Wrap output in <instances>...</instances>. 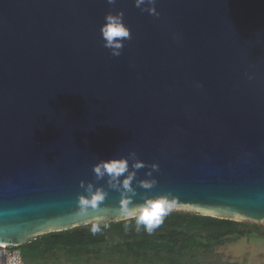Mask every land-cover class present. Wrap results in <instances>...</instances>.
<instances>
[{
  "label": "water",
  "instance_id": "1",
  "mask_svg": "<svg viewBox=\"0 0 264 264\" xmlns=\"http://www.w3.org/2000/svg\"><path fill=\"white\" fill-rule=\"evenodd\" d=\"M148 7L0 0V244L82 237L125 221L124 199L161 195L171 210L264 221V0ZM109 12L130 30L118 57L100 33ZM121 159L118 178L94 174ZM89 184L104 198L81 215Z\"/></svg>",
  "mask_w": 264,
  "mask_h": 264
},
{
  "label": "trees",
  "instance_id": "2",
  "mask_svg": "<svg viewBox=\"0 0 264 264\" xmlns=\"http://www.w3.org/2000/svg\"><path fill=\"white\" fill-rule=\"evenodd\" d=\"M242 225L171 210L151 233L143 226L137 230L134 220H125L102 224L95 234L89 231L79 237L64 231L56 238L40 236L17 248L23 264H206L227 241L255 234L239 229Z\"/></svg>",
  "mask_w": 264,
  "mask_h": 264
},
{
  "label": "clouds",
  "instance_id": "3",
  "mask_svg": "<svg viewBox=\"0 0 264 264\" xmlns=\"http://www.w3.org/2000/svg\"><path fill=\"white\" fill-rule=\"evenodd\" d=\"M115 2L116 0H107L109 5ZM155 3L156 0H135L136 7L139 8L142 5L148 4L150 7L147 8V11L151 15L158 16L154 7ZM122 16V13L112 15L111 12H109L104 17L105 22L100 29L104 47L110 49L111 55L115 57L121 55L120 49L123 47L122 41L130 38V30L122 22ZM143 166V163L139 161L134 165L135 168ZM152 167L154 170H158V165H153ZM127 170L128 161L125 159L102 161L93 167V172L98 179L105 175L112 179H116ZM131 179L132 175H129L128 178L123 181V187L129 191H131ZM155 184L156 181L152 180L143 182L142 186L145 189H151ZM86 192V196H80L77 200L78 213L81 215L86 214L88 208L96 209L98 203L104 198L101 192L93 191V186L91 184L86 188ZM130 203L131 201L129 199H124L122 201L120 208L122 217L127 221L134 220L137 230L143 226L147 232L151 233L156 227L163 223V218L171 211L174 202L170 198V195H161L159 197L146 199L144 204L139 206L129 207ZM101 223L102 221L92 223L90 230L93 234L101 231ZM125 227H127V224Z\"/></svg>",
  "mask_w": 264,
  "mask_h": 264
},
{
  "label": "rangeland",
  "instance_id": "4",
  "mask_svg": "<svg viewBox=\"0 0 264 264\" xmlns=\"http://www.w3.org/2000/svg\"><path fill=\"white\" fill-rule=\"evenodd\" d=\"M240 222H242L243 225L240 226L239 229L255 234L227 241L223 246L215 250V253L206 264H264V237L262 236L264 234V221L258 225L249 220H241ZM32 254L33 253L30 252L26 255ZM106 264L122 263L111 261L106 262Z\"/></svg>",
  "mask_w": 264,
  "mask_h": 264
},
{
  "label": "built area",
  "instance_id": "5",
  "mask_svg": "<svg viewBox=\"0 0 264 264\" xmlns=\"http://www.w3.org/2000/svg\"><path fill=\"white\" fill-rule=\"evenodd\" d=\"M0 264H23V258L17 247L0 244Z\"/></svg>",
  "mask_w": 264,
  "mask_h": 264
}]
</instances>
